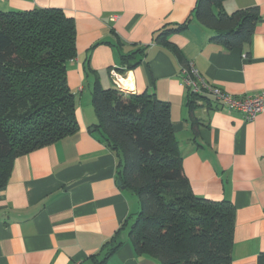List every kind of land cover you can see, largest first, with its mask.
I'll return each instance as SVG.
<instances>
[{
    "label": "crops",
    "instance_id": "obj_1",
    "mask_svg": "<svg viewBox=\"0 0 264 264\" xmlns=\"http://www.w3.org/2000/svg\"><path fill=\"white\" fill-rule=\"evenodd\" d=\"M196 0H0V10L60 8L73 18L76 56L67 64L78 132L16 158L0 188V264H95L101 248L138 211L136 197L116 180V158L92 131L90 90L97 79L125 93L154 92L170 104L182 170L194 195L228 200L235 208L230 264H257L264 251V113L245 120L215 101H197L190 114L180 68L192 62L210 84L233 96L264 88V0H225L223 11L256 7L250 43L227 50L192 15ZM192 16V17H191ZM187 28L169 37L173 51L154 41L164 24ZM129 57L124 70L121 56ZM182 57V59H181ZM122 68V69H121ZM123 70V71H122ZM77 96L78 101H77ZM131 221V220H130ZM102 264H158L135 253L127 234Z\"/></svg>",
    "mask_w": 264,
    "mask_h": 264
},
{
    "label": "trees",
    "instance_id": "obj_2",
    "mask_svg": "<svg viewBox=\"0 0 264 264\" xmlns=\"http://www.w3.org/2000/svg\"><path fill=\"white\" fill-rule=\"evenodd\" d=\"M223 1L196 0L191 15L215 32L211 41L227 50L242 49L250 43L258 10L227 13ZM191 17L164 24L154 41L173 51L169 37L184 31ZM75 56V22L62 9L0 10V188L7 184L16 158L78 132L75 95L67 82V64ZM129 57L121 56V62L128 64ZM200 100L209 99L187 91L190 114ZM91 104L94 134L116 158V180L139 204L103 244L101 259L92 256L95 264L122 245L118 235L124 229L135 253L158 264H230L234 205L192 192L183 174L170 104L154 92L104 88L97 79ZM257 264H264V251Z\"/></svg>",
    "mask_w": 264,
    "mask_h": 264
},
{
    "label": "built area",
    "instance_id": "obj_3",
    "mask_svg": "<svg viewBox=\"0 0 264 264\" xmlns=\"http://www.w3.org/2000/svg\"><path fill=\"white\" fill-rule=\"evenodd\" d=\"M109 74L114 86L123 91L124 85L121 84L118 70L112 68ZM179 78L187 91L207 96L228 112H240L245 120H253L258 114L264 113V88L256 94L233 96L207 82L192 62L181 66Z\"/></svg>",
    "mask_w": 264,
    "mask_h": 264
},
{
    "label": "water",
    "instance_id": "obj_4",
    "mask_svg": "<svg viewBox=\"0 0 264 264\" xmlns=\"http://www.w3.org/2000/svg\"><path fill=\"white\" fill-rule=\"evenodd\" d=\"M91 130L93 131L94 130V128H91ZM117 184L122 188V189H124L125 188V186L124 185H121V182L120 181H117Z\"/></svg>",
    "mask_w": 264,
    "mask_h": 264
},
{
    "label": "rangeland",
    "instance_id": "obj_5",
    "mask_svg": "<svg viewBox=\"0 0 264 264\" xmlns=\"http://www.w3.org/2000/svg\"><path fill=\"white\" fill-rule=\"evenodd\" d=\"M92 88V87H91ZM90 94H91V90H90ZM78 96H77V101H78ZM75 105H77L78 106V103L76 102V104ZM92 105V104H91ZM93 109V108H92ZM139 209V208H138ZM127 232V231H126Z\"/></svg>",
    "mask_w": 264,
    "mask_h": 264
},
{
    "label": "bare ground",
    "instance_id": "obj_6",
    "mask_svg": "<svg viewBox=\"0 0 264 264\" xmlns=\"http://www.w3.org/2000/svg\"><path fill=\"white\" fill-rule=\"evenodd\" d=\"M121 82H123L124 84L126 83V81H121ZM123 83H122V84H123Z\"/></svg>",
    "mask_w": 264,
    "mask_h": 264
}]
</instances>
